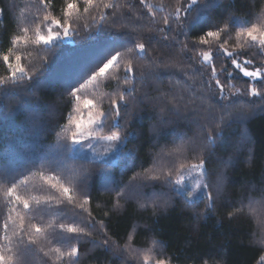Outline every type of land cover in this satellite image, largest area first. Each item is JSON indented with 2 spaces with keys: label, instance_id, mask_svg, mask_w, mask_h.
<instances>
[{
  "label": "trees",
  "instance_id": "1",
  "mask_svg": "<svg viewBox=\"0 0 264 264\" xmlns=\"http://www.w3.org/2000/svg\"><path fill=\"white\" fill-rule=\"evenodd\" d=\"M45 2L46 8L40 0H14L10 8V0H0V81L4 82L0 83V255L19 258L25 253L26 264H144L145 254L152 263L165 259L168 264H203V260L260 264L264 223L248 211V202L264 195V99L251 94V88H256L264 95V76H245L241 66L264 72V49L247 38L238 39L237 33L242 24L264 22V0H218L212 9L195 14L197 20L187 38L178 34L174 23L171 32L164 24L183 0H145L143 4L103 0L115 8H104L101 0L91 5L85 0ZM66 2L76 4L70 16L65 14ZM45 15L68 27L70 40L37 42ZM230 16L234 18L229 20ZM214 24L225 28L220 39L206 37L209 42L200 44L199 37ZM225 41L234 56L218 50ZM136 43L145 44L142 55L134 48ZM106 49L122 53L120 66L99 74L102 63L93 62L102 56L110 58ZM205 52L210 53V62L204 60ZM5 55L13 65L20 56L23 76L17 73L11 78ZM128 61L133 65L131 73L125 72ZM213 66L227 100L218 95ZM81 85L78 101L71 91ZM127 88L135 92L133 97L126 96L127 109L121 103L120 123L127 120L128 124L117 160L74 154L75 128L69 117L83 122L89 115L98 118L95 114L108 109L110 98ZM85 98L95 104L91 112L83 104ZM241 106L248 114L227 119L216 143L205 153L206 134L222 115ZM125 110L131 115L125 117ZM111 123L106 121L99 136L112 134ZM182 142L184 153L169 155ZM202 154L207 169L204 179L216 200L211 211L205 213L206 201L188 202L170 187L164 188L170 199L166 208L154 210L150 202L141 207L146 201L124 187L144 170L167 172L181 163L199 162ZM105 177L114 191L105 189ZM62 187L69 192L62 193ZM9 189H14V197ZM121 189L126 196L117 207L116 191ZM17 195L29 200V209L16 202ZM31 224L42 231L36 233ZM60 224L65 227L61 229ZM68 226L83 232H69ZM106 239L108 245L103 243ZM72 246L78 249L75 257L67 255Z\"/></svg>",
  "mask_w": 264,
  "mask_h": 264
},
{
  "label": "snow or ice",
  "instance_id": "2",
  "mask_svg": "<svg viewBox=\"0 0 264 264\" xmlns=\"http://www.w3.org/2000/svg\"><path fill=\"white\" fill-rule=\"evenodd\" d=\"M41 4L46 8L47 3L45 0H40ZM145 0H140V3L143 4ZM218 0H206V2L202 3V0H183V6H178L174 9V12L172 13L171 17H165L164 18V24L168 26L169 32L173 31L172 24H175V30L178 32L179 35H183L184 37H188L189 30L192 26V24L197 20V16L195 14L200 13L204 9H212ZM85 3L87 5H91L93 3V0H85ZM101 3H103V0H101ZM8 7H14V0H10V3ZM104 8H115L117 5L111 4V3H103ZM76 8V4L74 2H66V16H70L73 9ZM85 12L89 11L87 7L84 9ZM149 11H152L151 8H149ZM183 13V15H181ZM154 15V13H153ZM233 16L229 17V20L233 19ZM101 19H104V14L101 13ZM51 21V24H54L56 26V30L54 31L51 26L48 28V34L41 35L38 31L36 33L37 35V42L43 41L44 44H50L54 40L60 39V29L63 30L64 36L69 35V28L64 27L59 20H55L51 18L48 15H45L43 17V22H49ZM225 26H227V21L224 22ZM214 29V30H212ZM161 31H164L161 29ZM225 28H221L219 24H214L211 26L210 30H207L204 35H201L199 37V43L200 44H207L209 41L206 39V37H211L216 40H219L221 37V34L224 33ZM237 38L240 40H243V38H247L248 41L252 43H258L262 49H264V22L261 24L257 23H251V26L247 25H241L240 31L237 33ZM164 39H168V36H165ZM224 43L219 44V49L222 51L226 56L232 57L234 56L233 52L228 51V49L225 47ZM241 48H243L244 44L241 43ZM134 48L139 51V53L142 55L145 51V44L144 43H136L134 45ZM184 48L187 49L188 45L185 43ZM107 54L110 55V58H106V56H102L101 58H98V60L94 61L95 64L102 63V66L98 67L99 74H105L111 67H119V59L122 57V53L115 49H106L105 50ZM112 51H115V54H111ZM128 52H132L133 48H128ZM203 58L205 61L210 62L211 61V55L210 53H203ZM106 59V62H103V60ZM16 64L13 65L10 63V57L8 55L3 56V61L8 64V68L11 70V78H15L17 76V73L21 74L23 76L25 74V70L23 67L20 66V56L17 55L15 57ZM232 63L235 64L237 67H240V65L237 63L236 59H232ZM246 63H251V61H247ZM125 72L131 73L133 71V65L131 61H128L125 65ZM229 75H231L229 73ZM245 76L257 78L264 76V72L257 69L256 71H244ZM96 76L93 74L92 79H95ZM134 78V77H133ZM212 78L215 79V83L219 89L218 95L221 100H227L228 97L225 94L224 91V85L221 83L220 79L216 78V68L212 67ZM0 83H4L3 81H0ZM125 85H128L130 83L129 78L126 76L124 80ZM84 85H81L80 88H73L71 91V95L74 96L78 101L80 100V97L77 96V92L83 88ZM135 92L134 88H127L124 91H117L116 98H110L109 101V107L104 112H97L95 115L98 117L97 119H93L91 115H89L87 123L85 124L79 117L73 118L69 117V124L73 125L75 128V131L72 132L71 141L74 145H86L89 149H92L93 152H96V149L93 145V141L99 137L100 140H103L107 144L106 151L112 150L117 148L118 144L122 143L124 139L127 136V124L128 121L125 120V124L120 123L121 119V103L124 104L125 109H127V97H133V94ZM251 94L253 96L261 95L262 99H264V95L257 92L256 88H251ZM84 106L91 112L92 108L95 106L94 102L90 99L85 98L83 101ZM227 108L228 105H225ZM172 109H175L174 114H179V109H176L175 105L172 106ZM170 109V110H172ZM80 109L77 108V112H79ZM163 111V109H161ZM248 114L247 108L241 106L239 108H233L231 111H228L226 115H222L220 118V122L216 124L215 128L209 131L206 134L205 137V144H204V152L210 151L211 145H214L218 139V132L221 130L222 124L226 123L227 119L231 118L232 116H238V117H245ZM125 117L131 115L130 112L125 110L124 113ZM108 119H111L112 123L110 125L111 129H114L111 135L106 136H99V133L104 130V127L106 125V121ZM185 150V143H181L177 145V147L169 152V155H182ZM163 151V150H162ZM251 153V149H249ZM198 163H192V164H185L181 163L178 168L169 169L167 172H160L158 174H152L149 170H144L142 173L135 174L131 180L129 181V185H133V182L139 181V183H136L133 185V187L129 188V185H125V188H128L129 191H135L136 194L143 198L146 202L141 204V207H147L148 203L150 202L153 209L157 210L159 208H166L169 203L170 199L166 198L168 196L167 192L164 191L165 187H170L172 192L176 196H184L188 202H192L194 199L196 200H203L206 201L205 203V213L208 211H211L216 204V200L213 198V194L211 191H208L209 187L211 186L210 183L206 182L204 177L207 176V169L205 168L206 160L203 156V154L198 158ZM249 160H251V155L249 156ZM103 171V166L101 168ZM193 173L198 174L199 178L195 179L194 184L191 187H186L185 185V177L191 176ZM84 180H87L88 177L85 176L83 178ZM222 183V177L218 179L216 191L219 192V186ZM111 180L108 177H105V189L109 192L114 191L110 187ZM53 188L56 187V185H52ZM145 189H150L149 191H144ZM9 194H14V189H9ZM62 193L67 194L69 192V189L67 187H62L61 189ZM202 192L203 196H196L195 194L197 192ZM126 193L124 189H121L119 191H116V197L117 203L116 206L119 207V200L125 198ZM16 202L23 205L24 209H29L30 204L28 199H23L20 196L15 197ZM34 199V198H32ZM53 197H48V201H51ZM69 200H71V197H69ZM46 201V203L48 202ZM39 203V201H37ZM84 203H87V199H85ZM83 207V205H81ZM248 211L257 216V218L260 220L261 223H264V195L261 196L259 199H250L248 202ZM203 214V213H202ZM234 215V213H229V216ZM23 220V218H21ZM9 225L7 222L4 224V229L7 230ZM30 227L35 230L36 233H40L42 231V228L39 227L36 224H31ZM59 227L63 229L65 227L64 224H60ZM69 232H83V229H78L72 226H68L67 229ZM5 239H7V236H5ZM261 242H264V239H262ZM29 243H34V241H30ZM105 245L109 244V241L106 239L103 242ZM155 244V242H153ZM27 251V246H25V252ZM59 251V249H57ZM152 249H148V252L150 253ZM78 249L75 246H72L70 251L67 253L70 257H75L77 255ZM0 264H26V258L25 253H21L20 257H14V256H6V255H0ZM144 264H149V259L147 254H145V261ZM155 264H168L167 260L160 259L156 260ZM203 264H209L208 260H203ZM260 264H264V257H261Z\"/></svg>",
  "mask_w": 264,
  "mask_h": 264
},
{
  "label": "rangeland",
  "instance_id": "3",
  "mask_svg": "<svg viewBox=\"0 0 264 264\" xmlns=\"http://www.w3.org/2000/svg\"><path fill=\"white\" fill-rule=\"evenodd\" d=\"M49 26H51L54 31L56 30V26L54 24H51V21H49V22H45L38 29V31L40 32L41 35L46 36L48 34ZM60 39L65 40V41L70 40L69 35L64 36L62 29H60ZM245 70L252 72V71H256L257 69L250 70V69H247V68L241 66V71L243 73ZM93 119H97V118H93ZM84 123L86 124L87 120ZM121 144L122 143L118 144L117 148H115V149L106 151V148H107L106 142L103 140H100L99 137H97V139H95L93 141V145L96 149V152H93V150L89 149L86 145H83V146L82 145H74L73 143H72V152L74 154L81 155V156L94 157V158L102 159V160L107 161V162H115L117 160V155H118V151H119ZM196 163H198V162H196ZM197 178H199V176L196 173H193L191 176H186L184 186L191 187L194 184L195 179H197ZM195 195L201 196V195H203V193L198 191ZM14 196H15V193L10 195V197H14ZM149 264H155V263L149 262Z\"/></svg>",
  "mask_w": 264,
  "mask_h": 264
}]
</instances>
